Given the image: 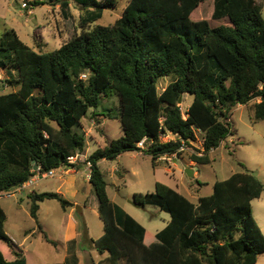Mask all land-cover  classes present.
<instances>
[{
	"label": "trees",
	"instance_id": "1",
	"mask_svg": "<svg viewBox=\"0 0 264 264\" xmlns=\"http://www.w3.org/2000/svg\"><path fill=\"white\" fill-rule=\"evenodd\" d=\"M73 1L81 7L82 27L100 20L116 4ZM203 2L129 0L112 25L83 30L46 53L26 45L14 30L0 34V73L13 89L0 95V194L34 176V164L40 174L79 169L68 162L85 148L76 128L104 95L118 97L122 136L97 145L85 161L103 225V234L90 240L98 254H106L96 264H256L264 253V235L251 206L264 184L244 165L242 172L215 182L212 194L196 203L155 183L153 192L134 200L169 215L166 226L154 235L114 205L99 167L102 160L138 152L136 145L144 138V154L153 166L173 154L179 159L180 147H191L197 131L203 140L201 156L189 160L208 165L210 151L234 135L229 122L234 108L259 100L253 106L254 119L264 121L262 6L255 0H213L211 19L228 22L211 26L190 18ZM167 78L172 80L160 91L159 82ZM184 95L192 101L182 113L178 99ZM168 133L175 140L161 142V135ZM29 200L35 221L45 200L57 201L63 210L73 207L57 193H31ZM5 221L0 207V241L13 256L8 261L0 251V264H27L6 234Z\"/></svg>",
	"mask_w": 264,
	"mask_h": 264
},
{
	"label": "rangeland",
	"instance_id": "2",
	"mask_svg": "<svg viewBox=\"0 0 264 264\" xmlns=\"http://www.w3.org/2000/svg\"><path fill=\"white\" fill-rule=\"evenodd\" d=\"M62 2L67 3L68 6L61 7ZM128 2L129 0H116L115 6L106 9L100 20L82 27L80 23L82 10L73 0H30V7L26 9H22L20 3L15 1L12 5L13 0H0V34L4 30H14L18 37L36 52H51L73 36L79 35L83 30H89L95 26L112 25L121 17ZM255 2L262 6L261 16L264 20V0H255ZM212 11L213 0H204L190 18L192 21L207 20L211 26L228 22V20L213 21L211 19ZM6 77L5 73H0V95L13 90L6 83ZM171 80V78L161 80L158 84L159 90L161 91ZM191 101L190 95H184L183 101L179 104L182 113L186 111ZM257 102L259 100H253L249 104L237 106L231 111L229 122L234 130V135L222 142L217 149L210 151L209 158L212 161L208 165L193 164L189 160L191 155L202 151L201 134L197 135L193 150L182 153L179 159L177 158L173 162V165L168 161L159 160L153 166L149 156L134 153H127L124 158L116 162L102 163L101 169L119 167L120 175L124 176L123 181L115 182V178L111 177V174H106L108 197L119 210L130 215L149 233H156L165 227L170 219L169 215L151 206L138 209L133 207L130 202L139 201L145 194L153 192L157 182L168 187H175L178 184L183 195L196 201L199 197L212 194L214 182L223 181L234 173L242 172L241 165H244L264 184V121H255L254 119L253 106ZM118 110V97L107 93L102 97L99 106L96 109H91L87 117L76 128L85 139L84 160L87 159V153L91 154L97 148L93 144V138L104 146L111 140L122 136ZM95 114L106 115V117H96ZM100 121L101 124H99ZM80 158L81 155H79ZM79 159L75 164H78L80 168H87L85 161L80 162L82 159ZM186 169L193 172V178L187 176ZM63 180L62 173L57 170L54 177L39 180L27 192L58 193L59 190L62 194ZM83 180H85L83 175H77L80 199L86 197L88 190L92 189L91 185ZM197 181L204 185L200 188L196 187L195 182ZM113 183H116L117 190ZM195 188L198 189L195 191ZM184 189L190 190L191 196ZM88 198L92 201L85 211L83 210L82 214H77L76 210L75 215L82 222L84 219L91 233L95 234L97 223H101L96 208L97 199L93 192ZM40 206L38 220L35 221L30 217V201L26 195H23V191L16 192L8 198L0 194V207L6 214L4 230L23 251L27 264H62L64 257L61 243L62 217L64 216L62 208L55 200H45ZM76 206L81 207V205ZM251 206L254 219L264 235V192L259 199L251 202ZM44 237L54 243H47ZM73 245L71 249L74 253L77 245ZM79 249L83 251L81 253L82 264H94L106 257V254H96L84 245ZM0 251L5 254L8 261L13 259V256L10 255L11 251L2 241H0ZM76 263L77 261L69 262V264ZM256 264H264V253L259 255Z\"/></svg>",
	"mask_w": 264,
	"mask_h": 264
},
{
	"label": "crops",
	"instance_id": "3",
	"mask_svg": "<svg viewBox=\"0 0 264 264\" xmlns=\"http://www.w3.org/2000/svg\"><path fill=\"white\" fill-rule=\"evenodd\" d=\"M12 5H14V0H13V3ZM183 98L184 96L182 97V101H183ZM190 105V104H189ZM188 105V106H189ZM241 107V106H240ZM188 109V107H187ZM186 109V110H187ZM104 120V119H103ZM102 120V121H103ZM101 124V123H100ZM93 144L94 146L96 147L97 145H100V146H103L99 143V141H96L95 138H93ZM105 146V145H104ZM87 153V152H86ZM134 154H138L140 155L139 153L137 152H132ZM127 153H124V154H121L119 155L115 160L113 161H108V162H116V161H119L120 159L124 158V156L126 155ZM81 155V158L82 160L81 161H86L84 160L85 157L82 154ZM87 155L89 156L90 153H87ZM87 156V157H88ZM104 162H107V160H102L100 163H99V167L101 169V164L104 163ZM89 168H80L78 170L72 168V167H68V168H61L59 169L58 171L62 173V179H64L62 181V194L60 193V191L58 190V193L59 195H61L62 197L66 198V200H68L70 203H72L73 207L72 208H68L66 210H63L62 209V214L64 215L62 217V249H63V252H64V257H63V261H62V264H67V262H71L73 261V258L75 259L76 258V261L77 263L76 264H82V260H83V256H82V250L79 249L82 245L88 247L89 249L92 250V252L98 254V252H96L92 246H91V243H90V240H96L98 239L102 234H103V225H102V222L99 224L97 223L96 225V228H97V232L95 231V234H92L91 233V230L89 229L86 221L83 219V222L76 217L75 213H77V211H81V213H77V214H82L83 210L85 211V209L87 208V206L91 203L92 199L89 200L88 196L93 192L92 189L88 190L87 192V196L86 197H83L82 199L79 198V195H80V191L78 189V186H77V175H80L81 176L83 175V180L85 183H89ZM187 170V169H186ZM103 175H104V179H105V176L106 174H111L110 176L111 177H114L115 178V182L116 181H123L124 180V176L123 175H120V171L121 169L118 167H110V168H107V169H101ZM123 171V170H122ZM118 175V176H115V175ZM55 175V174H54ZM54 177V176H53ZM41 180V179H40ZM39 181V180H38ZM38 181L34 182V184L31 186L33 187ZM106 181V179H105ZM107 183V182H106ZM196 183V182H195ZM215 183V182H214ZM108 185V184H107ZM214 185V184H213ZM113 186L115 187V189L117 190V185L116 183H113ZM31 187L23 190V195H26L27 199L29 200V195H31V193L33 192H27V190H29ZM196 187L200 188L201 186H198L197 183H196ZM172 189L175 188V190L177 192H179L180 194L181 191L179 189V185L176 184L175 187H170ZM197 188V189H198ZM195 188V191L197 190ZM185 192L191 196V191L190 190H187V189H184ZM43 193H55V192H43ZM183 195V194H182ZM184 197H186V195H183ZM187 199H189L188 197H186ZM200 198V197H199ZM197 198L196 201H192L191 199H189L192 203H196L197 200L199 199ZM30 201V200H29ZM113 202V201H112ZM43 203V202H41ZM39 203V209H38V213H37V220H38V216H39V212H40V209H41V206ZM76 205H81V207L79 208L78 206V210H74V207H76ZM96 208H97V204H96ZM168 223V222H167ZM83 224V225H82ZM166 226V225H165ZM159 232V231H157ZM156 232V233H157ZM156 233H151L152 235L156 234ZM7 234V233H6ZM8 235V234H7ZM9 236V235H8ZM10 238V237H9ZM74 242V243H72ZM73 244H76L77 245V249L74 250V253H73V249H71L74 245ZM70 245V246H69ZM69 246V247H68ZM67 251L69 253V255L67 256ZM105 255V254H104ZM105 258V257H104ZM68 262V264H69ZM96 264V263H94Z\"/></svg>",
	"mask_w": 264,
	"mask_h": 264
},
{
	"label": "built area",
	"instance_id": "4",
	"mask_svg": "<svg viewBox=\"0 0 264 264\" xmlns=\"http://www.w3.org/2000/svg\"><path fill=\"white\" fill-rule=\"evenodd\" d=\"M14 1L20 3V7L22 9H26V8L30 7V4H29L30 0H14ZM82 78H85V76L83 75ZM198 134H201V132L200 131H197L196 132V135H198ZM196 139H197V136H196ZM145 140L146 139L144 138L143 140H141L136 145L137 148H138V152L137 153H139L140 155H143L144 154V151L146 150ZM173 140H175V136H173V135H171L169 133L166 134V135H161V137H160V141L161 142H170V141H173ZM194 143L195 142L191 143V147H188L185 144H182V146L179 149V152L184 153V152H187L188 150H193ZM202 146H203V140L201 141V147ZM79 155L80 154H78V155H76L74 157L68 158V162L69 163H72V164L75 163L76 161H78ZM194 155L201 156L200 152H196V153H194ZM160 160L168 161L171 165H173V162H175L177 160V157H176V154H173L172 156L164 157V158H161ZM86 166H87V168H89L90 167V164L89 163H86ZM55 171H57V170H55ZM55 171L53 170V171H49V172L40 174L38 172V170H37V171H35L36 172L35 175L32 176L21 187H18L16 189H13V192H6V193H2L1 195H3V197H7V198L8 197H11L16 192H22L23 190L31 187L34 184V182H36V181H38L40 179L52 178L54 176V174H55ZM88 177H89V175H88Z\"/></svg>",
	"mask_w": 264,
	"mask_h": 264
},
{
	"label": "water",
	"instance_id": "5",
	"mask_svg": "<svg viewBox=\"0 0 264 264\" xmlns=\"http://www.w3.org/2000/svg\"><path fill=\"white\" fill-rule=\"evenodd\" d=\"M181 102H182V98L180 97V98L178 99V104H180ZM38 169H39L38 166H37L36 164H34V166H33V170H34V171H37ZM185 173L187 174V176H188L189 178H193V172H192L191 170L187 169V170L185 171ZM130 204H131L133 207L138 208V209H143V208H144L143 205L138 204V203H136V202H134V201L130 202ZM75 210H78V207H77V206L75 207ZM78 212L81 213L80 210H79Z\"/></svg>",
	"mask_w": 264,
	"mask_h": 264
}]
</instances>
